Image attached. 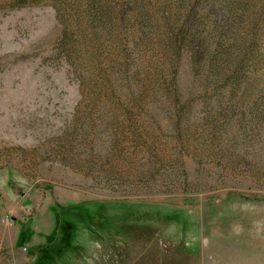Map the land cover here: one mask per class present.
Segmentation results:
<instances>
[{"label": "rangeland", "instance_id": "obj_1", "mask_svg": "<svg viewBox=\"0 0 264 264\" xmlns=\"http://www.w3.org/2000/svg\"><path fill=\"white\" fill-rule=\"evenodd\" d=\"M263 1L236 22L231 42L259 48L226 86L186 51L174 73L131 15L110 34L84 0H0V264H38L65 221L70 245L40 264H264Z\"/></svg>", "mask_w": 264, "mask_h": 264}, {"label": "trees", "instance_id": "obj_2", "mask_svg": "<svg viewBox=\"0 0 264 264\" xmlns=\"http://www.w3.org/2000/svg\"><path fill=\"white\" fill-rule=\"evenodd\" d=\"M249 5V0H84L83 15L94 29L101 24L100 27L106 28L110 34L119 35L130 24L128 21L131 15L140 24L139 33L143 34L141 36H147L148 32L154 31L161 35L163 47L169 53V56L166 55L167 59L171 64L176 60L174 73L178 71L179 58L186 51L190 64L196 70H203L208 84L217 85L221 82L227 86L241 78L240 74L249 66L248 61L256 57L255 52L259 48L258 39L255 38L245 39L242 47L240 44L236 46L237 40L231 42L233 35L236 38L238 35L234 30L236 22L241 21ZM219 17L227 21L225 28H222ZM65 39L75 42L76 34L73 30L63 29L61 41ZM229 64L232 69L227 71L225 69ZM170 85L177 88L175 76L170 78ZM75 207L78 210L81 208L80 204H74V207L65 206L63 211L76 214L80 220L87 217L83 210L82 214L76 212ZM149 210H152V219L161 223L174 220L176 216V219H180L181 216L176 211L169 213L152 207ZM145 215L146 213L144 217ZM142 216L143 213L138 215L141 218ZM59 227L62 228L60 230L64 243L56 246L53 253L45 248L38 250L36 263L54 258L70 245L68 240L72 235V223L60 222Z\"/></svg>", "mask_w": 264, "mask_h": 264}]
</instances>
